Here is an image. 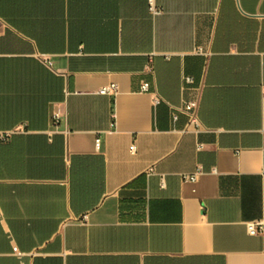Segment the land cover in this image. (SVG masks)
Wrapping results in <instances>:
<instances>
[{
  "label": "crops",
  "instance_id": "0c3cea01",
  "mask_svg": "<svg viewBox=\"0 0 264 264\" xmlns=\"http://www.w3.org/2000/svg\"><path fill=\"white\" fill-rule=\"evenodd\" d=\"M0 264H264V0H0Z\"/></svg>",
  "mask_w": 264,
  "mask_h": 264
},
{
  "label": "built area",
  "instance_id": "2783aa9c",
  "mask_svg": "<svg viewBox=\"0 0 264 264\" xmlns=\"http://www.w3.org/2000/svg\"><path fill=\"white\" fill-rule=\"evenodd\" d=\"M151 10L154 14H158L160 11L155 8L153 6V4L151 3ZM188 83H191L192 81L190 79H187ZM117 91V86L115 84H111L108 87H104L101 90H99V94L101 95H109L112 93H115ZM140 91L142 93H149L150 89H149V85L148 84H142ZM160 99L159 98H155L154 99V104H159L160 103ZM198 107V103L196 101H192L189 103H186L184 106L180 107V108H173L174 112H173V121H176L178 119V115L179 114H184L185 116L188 117V122L189 125H193L196 129L199 128L200 124L199 121L196 117V110ZM54 119L56 122H59L60 120V113L56 112L54 115ZM100 140L96 141V145L97 147L99 146ZM202 146H199V149H201ZM130 152L134 153L135 152V146H131L130 147ZM150 172H152L153 170L150 169ZM202 174L201 170H197L196 172H194L193 174H183L181 175V180L184 183H195L198 179V176ZM248 231L249 234L252 236H255L257 234H259L260 232L263 231V227L260 223H252L248 225Z\"/></svg>",
  "mask_w": 264,
  "mask_h": 264
}]
</instances>
